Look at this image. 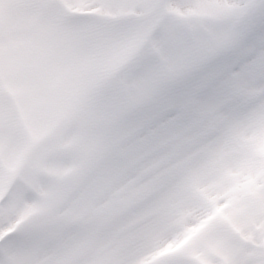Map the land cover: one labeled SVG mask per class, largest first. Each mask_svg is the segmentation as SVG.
<instances>
[{
  "label": "rangeland",
  "instance_id": "374dc122",
  "mask_svg": "<svg viewBox=\"0 0 264 264\" xmlns=\"http://www.w3.org/2000/svg\"><path fill=\"white\" fill-rule=\"evenodd\" d=\"M13 1L0 3V77H8L3 86L0 84V208L5 203L9 183L18 179L23 218L22 213L17 220L12 215L5 224H0L5 227V234H14L10 246L3 251L4 256L0 254V264L5 258L2 264H13L10 255L16 248L14 239L23 240L24 230L29 233L40 220L58 219L68 203L74 206L82 198L86 184L98 183L100 171L115 161L114 152L118 158L126 152L135 178L129 180L122 172L111 179L109 185L118 186V190L103 192L92 199L88 221L81 219L77 206L80 235L60 241L57 250L26 248L30 259L27 264H51V259L63 254L72 260L86 255L89 259L86 264H91L99 255L115 259L129 251L113 263L123 264L160 244L152 241L131 253L132 241L143 236L136 235V231L171 220L192 202L189 195H195L196 191L204 193L210 186H206L208 177H215L218 190L217 184L222 181L230 186L231 181L241 180V175H255L251 169L256 166L255 161L242 162L248 149L243 147L255 140L253 147L264 149V102H261L264 89L258 86L260 82L264 84V79L240 89L230 84L234 92L215 100L217 113L205 116L208 129L205 128L213 131V135L203 147L201 140L194 136L190 139L191 132L180 128L183 113L176 109L185 106L191 107L186 112H195L204 105L210 106L213 100L207 97L210 90L230 76L234 84L242 78L241 71L248 69L249 62L253 63L247 59L255 57L253 45L246 49L244 46L254 42L252 36L257 29H262L259 34L264 35V0H67L66 7V0H61V4L58 0H44L46 11L41 7L39 12L32 6L27 10L21 8L17 15L8 13L3 26L1 9L10 8ZM62 5L75 9L73 13H80L81 9L85 14L78 22H62V31L54 32L50 27L57 19L54 20L52 12L65 19ZM83 6L90 8L82 9ZM188 49L212 56L202 61L201 70L199 67L188 70L180 59V51ZM219 54L227 55L228 65L216 60ZM234 54L235 58H231ZM80 58L85 64L76 83L74 70ZM213 64L217 65L213 69L218 75L206 76ZM199 75L206 77L199 86L193 85L196 92L202 88L200 96L193 95L190 102H170L174 92H181L189 85L188 81L195 82ZM241 95L250 102L235 110L233 106ZM175 114L181 117L177 119ZM158 118L168 119L169 125L179 127L178 139L173 144L165 143L163 148L158 144L162 131L157 128ZM203 126L201 122L195 123L192 131ZM145 149L147 152L137 155ZM187 155L190 165L178 173L175 169ZM13 165L15 168L11 170L9 167ZM167 172L173 174L162 179ZM107 174L110 173L105 171L102 175ZM155 174L158 178L162 175L161 180L149 186L146 180ZM22 175H25L23 183ZM46 177L52 181V191L57 184L69 182L62 191V202L48 212L38 210L47 207L48 189L43 200L37 198L41 188L45 189ZM186 178L192 179L191 183L184 182ZM129 189H133L131 192L138 200L137 204L136 200L130 204L135 207L133 213L126 210L124 200L123 192ZM111 195H118L116 201H121L116 203L122 209L121 219L111 217L115 199ZM99 197L104 199L102 204ZM163 204L169 214L148 220L152 215L149 213ZM14 205L11 202L10 208ZM208 210L203 209L204 215ZM251 211L247 208L240 216L254 215ZM256 218L252 228L241 227L238 216L226 218L238 229V241L224 240L218 220V224L193 238L188 248L168 263L159 264H264L262 242L257 238V231L264 233V216ZM182 223L171 224L173 230L169 233L178 234L187 224L176 229ZM220 223L225 226L222 220ZM116 226L117 232H112ZM50 232L51 229L41 239L49 238ZM128 233L131 235L124 236Z\"/></svg>",
  "mask_w": 264,
  "mask_h": 264
},
{
  "label": "bare ground",
  "instance_id": "6f19581e",
  "mask_svg": "<svg viewBox=\"0 0 264 264\" xmlns=\"http://www.w3.org/2000/svg\"><path fill=\"white\" fill-rule=\"evenodd\" d=\"M93 7L95 9H98L99 12H101L99 10V8H97L95 6H93ZM87 8H90V7H87ZM87 8L83 6L82 9H87ZM103 13H106V11ZM254 39L259 43H264V38H262L259 35H256ZM190 51L191 50H189L188 53H190ZM223 57H224V55H223ZM202 59H203L202 56L197 57V56L191 55V53H190L187 60L183 63V65H189L190 64L192 66H197L201 63ZM256 64L258 65L257 69H259V70H256L255 73L251 69H249L250 70L249 73H250V76L252 79H258L260 77V75H261L260 71L262 70V67L264 66V59L263 58L262 59L257 58ZM216 66L217 65H214L213 68ZM213 68H211L206 75H209V76L212 75L213 76V73H214V71H212ZM205 78H206L205 75L203 77H200V79L198 81H196L197 85L200 84ZM239 80H240V83L244 82V80H242L241 77H239ZM230 84H233V87H234V83H233V80H231V78L225 80V82H223L222 84L214 87V91L218 94L219 98H223L227 94L229 95L231 89L233 88V87H230ZM222 85H225V86H223L221 88ZM194 92L196 93V91H194ZM207 96H211V94H208ZM175 99L180 100L179 94L175 95ZM213 105H215V104H213ZM202 135H203L202 132H199L196 134V136L203 138ZM170 138H173V137H170ZM121 162L122 161L119 160V161H117V164L119 165V163H121ZM46 183H47V187H48L49 182L46 181ZM18 187H19V184L15 187L14 192L11 196V200L14 203H16V206L14 205L15 206L14 208L16 209V214H15L16 220L20 219V215H18L20 213H22V218H23V211L21 210L20 190ZM41 189H42L41 193H45L46 189H44V188H41ZM91 191H92V187L88 186V188L86 189V193H91ZM260 192L261 191L256 190V192L253 194V196L258 197V194ZM213 198H215V197H213ZM217 198L224 199L225 198V192H221V194H219V197H217ZM49 199H50L49 203L51 205H54V204L59 203L62 198L59 194H57L55 196L54 195L50 196ZM204 203L206 204L207 201H204ZM223 203H225V202H223ZM223 203H221V204H223ZM221 204H219V205H221ZM89 208H90L89 205L85 206V208L82 211V215L85 214ZM199 210H200V208L198 207L197 204H190L186 208V210L182 211V218L185 220L187 218L191 219L190 221H192V222L188 223L187 227L183 231L179 232L178 235H176L175 237H172V238L168 237V239L162 241V244L159 246L158 249H156L154 251H150L148 254L142 255L138 259H135L128 264H155V263H158L159 261L167 262L172 255L170 253H172V251L177 252L180 249V248L176 247L178 245V241H180V243L184 244L188 240V238L192 237L194 234H197V232H198L197 229L200 228L202 226V224H204L205 221L210 218L207 216V217H204L205 219L204 218L203 219L202 218L193 219L194 215ZM68 211H69V213L72 214L73 209L72 208L67 209L66 213H68ZM214 211L216 212V214L219 213V210L217 208ZM10 214L11 213H10V200H9L7 206L0 209V224L1 225L7 222ZM35 215H36V217L38 216L37 213H35ZM85 217H87V215ZM65 221H66V219L61 218V217H59L58 221L52 220V221L44 222L43 220H40L35 227L30 228L31 231L29 232V235H27L23 241L15 244L16 248L14 250V253H12L10 255V258L12 257L13 264H27L29 259L26 256V248H30V246L32 248H34L35 250L40 251L43 248H47L49 246L55 247L58 244L60 238L64 239V240H69L70 238L75 239L76 237H78L80 234V231L79 230L73 231L72 230L73 227L71 225V222L66 224ZM58 225H60L59 226L60 230H59V233L55 235L53 227H57ZM167 225L158 229V231H156V232H154L156 230V228L152 229L153 231L151 232V234L148 235L147 238H143V239L138 240V242H136V243L135 242L132 243L133 247L138 248L139 246H141L143 244L146 245L148 242H151L153 240H157L160 237H163L166 234V231L168 230ZM50 229H51V232H50L49 238H46V240H42L41 237L45 233L47 235V233L49 232ZM2 235L3 234H0V237ZM32 248H30V249H32ZM40 259H42L43 261H46V262L49 261L47 258H40ZM82 259H84V258H82ZM107 264H112V260L110 259L107 262Z\"/></svg>",
  "mask_w": 264,
  "mask_h": 264
}]
</instances>
